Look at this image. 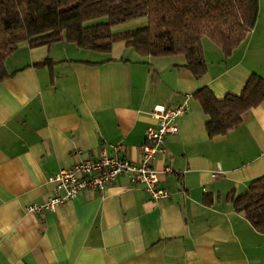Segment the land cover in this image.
Segmentation results:
<instances>
[{
  "label": "crops",
  "instance_id": "1",
  "mask_svg": "<svg viewBox=\"0 0 264 264\" xmlns=\"http://www.w3.org/2000/svg\"><path fill=\"white\" fill-rule=\"evenodd\" d=\"M259 4L255 29L231 57L204 39L209 70L201 79L184 56H141L124 43L107 54L22 45L8 58L14 76L0 83V264H264V234L229 201L264 177V102L211 138L208 117L190 100L155 162L167 201L154 203L122 177L56 212L29 211L57 194L50 177L103 148L113 155L120 145L123 157L139 161L157 106L177 107L204 87L219 100L239 96L253 74L264 78ZM47 60L52 68L34 67Z\"/></svg>",
  "mask_w": 264,
  "mask_h": 264
},
{
  "label": "trees",
  "instance_id": "2",
  "mask_svg": "<svg viewBox=\"0 0 264 264\" xmlns=\"http://www.w3.org/2000/svg\"><path fill=\"white\" fill-rule=\"evenodd\" d=\"M259 12V0H0V83L14 76L6 62L22 45L57 43L106 54L124 43L141 56H184L185 67L201 79L209 70L204 39L229 58L255 29ZM140 18H148V25L113 33L114 27ZM53 65L47 60L34 67ZM192 98L208 117L209 136H225L264 102V78L253 74L239 96L219 100L204 87ZM229 201L264 234V177L243 195L231 194Z\"/></svg>",
  "mask_w": 264,
  "mask_h": 264
},
{
  "label": "built area",
  "instance_id": "3",
  "mask_svg": "<svg viewBox=\"0 0 264 264\" xmlns=\"http://www.w3.org/2000/svg\"><path fill=\"white\" fill-rule=\"evenodd\" d=\"M177 107L157 106L152 112L155 124L147 130L146 142L142 147L139 161H131L121 155V146L113 147L114 154L109 155L103 148L100 155L85 159L72 168L63 169L50 177L49 181L56 185L57 194L44 204L35 205L29 211L36 214L56 212L59 208L76 200L83 192L99 191L104 193L120 178L129 179L128 188L142 187L154 203H162L171 198V193L160 186L159 172L155 162L160 155L167 153V141L178 132L176 121L189 113L190 100ZM165 173H173L167 167Z\"/></svg>",
  "mask_w": 264,
  "mask_h": 264
},
{
  "label": "rangeland",
  "instance_id": "4",
  "mask_svg": "<svg viewBox=\"0 0 264 264\" xmlns=\"http://www.w3.org/2000/svg\"><path fill=\"white\" fill-rule=\"evenodd\" d=\"M148 25V18H140V19H136V20H133V21H130V22H127L125 24H122V25H119V26H116L113 28V33L114 34H121V33H125V32H128V31H133V30H136V29H139V28H143L145 26ZM208 43L212 44L210 40H206ZM124 45L123 44H119L116 46V49L114 51V56H119L120 54H122V49H124L123 47ZM217 50L218 47H216L215 45H213ZM133 54H136V53H133Z\"/></svg>",
  "mask_w": 264,
  "mask_h": 264
}]
</instances>
